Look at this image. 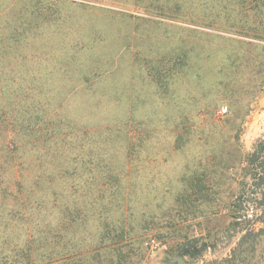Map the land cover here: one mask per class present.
I'll use <instances>...</instances> for the list:
<instances>
[{"label":"rangeland","instance_id":"374dc122","mask_svg":"<svg viewBox=\"0 0 264 264\" xmlns=\"http://www.w3.org/2000/svg\"><path fill=\"white\" fill-rule=\"evenodd\" d=\"M198 1L0 0V109L50 130L15 174L38 196L50 171L33 232L65 228L71 253L105 229L142 233L134 264L229 254L228 206L264 148V13ZM192 239L203 256H179Z\"/></svg>","mask_w":264,"mask_h":264},{"label":"trees","instance_id":"16d2710c","mask_svg":"<svg viewBox=\"0 0 264 264\" xmlns=\"http://www.w3.org/2000/svg\"><path fill=\"white\" fill-rule=\"evenodd\" d=\"M172 2L175 11L176 2ZM221 4L232 5L237 11L254 12L255 15L264 13V0H200L195 5L212 10ZM10 114L0 109V264H134L130 252L124 251V248H132L138 237L144 236L142 233L132 236L128 231L105 229L84 253L76 250L71 253L61 234L65 228L56 230V234L32 231L31 225L34 226L39 214L37 211V217L32 221L31 209L36 206L34 204L50 202V171L46 181L39 174L36 176L38 196H32L26 185L16 180L15 174L22 170L23 149L29 144L37 149L41 143L47 145L50 130L33 128L30 118ZM246 161L251 182L245 183L230 201L229 222L225 227V231L238 238L220 264H264V148L254 150ZM28 167V170H34L35 162H30ZM46 171L40 173L45 174ZM5 172L10 174L13 182L3 181ZM57 176L62 177L56 172L53 178ZM60 188L66 193L72 192L70 184L63 183ZM62 207L68 211L67 206ZM47 208L50 209V206L46 205ZM63 218L70 222L74 220V217L69 219L67 215H63ZM63 218L60 217V221H64ZM176 251L179 256L190 259L203 256L202 246L198 248L194 239L184 241L176 247Z\"/></svg>","mask_w":264,"mask_h":264},{"label":"built area","instance_id":"2783aa9c","mask_svg":"<svg viewBox=\"0 0 264 264\" xmlns=\"http://www.w3.org/2000/svg\"><path fill=\"white\" fill-rule=\"evenodd\" d=\"M229 104H230V102H229V101H226V102L224 103V105L221 107V110H220V112H219L221 115H224V114L227 113V111H228V109H229Z\"/></svg>","mask_w":264,"mask_h":264},{"label":"water","instance_id":"95a60500","mask_svg":"<svg viewBox=\"0 0 264 264\" xmlns=\"http://www.w3.org/2000/svg\"><path fill=\"white\" fill-rule=\"evenodd\" d=\"M175 261L177 262V264L183 263V259L181 257H175Z\"/></svg>","mask_w":264,"mask_h":264}]
</instances>
